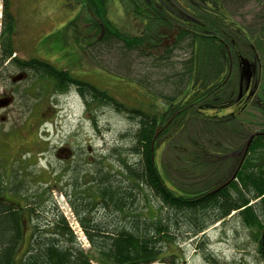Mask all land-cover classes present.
I'll list each match as a JSON object with an SVG mask.
<instances>
[{
  "label": "trees",
  "instance_id": "trees-1",
  "mask_svg": "<svg viewBox=\"0 0 264 264\" xmlns=\"http://www.w3.org/2000/svg\"><path fill=\"white\" fill-rule=\"evenodd\" d=\"M76 1L82 7L73 22L83 50L91 45L96 52H109L123 67L137 61V52L158 68H174L172 60L185 51L189 57L183 60L184 75L176 77L174 93L149 92V85H142L140 105L117 102L106 88L67 69L39 58H13L16 27L6 0L0 33L2 63L13 59L12 66L34 74L39 82H53L60 92L75 87L88 110L96 102L124 106L137 128L124 133L129 140L125 147L111 149L116 169H109L101 159L92 171L80 175L89 183L79 184L76 178L65 190L90 243L88 251L48 187L30 192V175L14 167L9 174L0 168V264H178L169 249L180 236L184 241L201 240L207 259L216 262L206 230L235 213L245 226L256 228L253 235L264 259V123L255 133L237 115L203 111L247 96L244 89L250 87L247 79L255 67L262 85L250 103L264 113V16L262 25L250 33L217 15L207 0L190 9L184 0H175L194 15L197 24L184 12L182 18L176 17L167 0H120L127 11L144 19L142 34L132 35L111 22L108 0ZM195 78L201 85L198 95L182 101ZM196 116L203 125L199 130L191 129ZM166 137L160 165L157 145Z\"/></svg>",
  "mask_w": 264,
  "mask_h": 264
},
{
  "label": "rangeland",
  "instance_id": "rangeland-1",
  "mask_svg": "<svg viewBox=\"0 0 264 264\" xmlns=\"http://www.w3.org/2000/svg\"><path fill=\"white\" fill-rule=\"evenodd\" d=\"M222 1L205 2L217 15L228 21L232 20L235 25L246 28L250 33L262 25L264 0ZM166 2L170 3L169 8L176 17L182 18L184 12L191 23L197 24L192 19L195 18L194 15L182 9L178 2ZM5 3L6 0H0V33L4 27ZM183 3L190 9V6L200 4L201 1L194 0L191 3L184 0ZM8 6L16 27L14 46L17 51L13 58H39L67 69L75 76L106 88L117 102L129 107L140 105V100L144 97L142 85H149V92L171 94L175 91L176 77L184 75L183 60L189 57L185 51L178 52L172 60L174 68L173 65L170 68H158L149 58L141 57L137 52L134 54L137 61L132 60L127 63V67H123L116 58L111 59L109 52H96L91 45L83 50L76 40L79 28L73 22L82 7L76 0H8ZM108 15L111 22L123 32L134 35L144 31V19L133 11H127L120 0H108ZM82 27L86 28L85 25ZM261 44V53H264V43ZM11 62L13 59L2 63L0 54V168H6L8 174L11 169H22L24 174L30 175L33 178L27 180L30 192L39 187H48L79 242L88 251L90 243L71 208L65 190L75 184L76 178L79 184L89 183L88 178L82 180L80 175L85 171H92L101 159L107 161V167L116 169L118 164L115 157H111L109 153L116 146H126V141L129 140L123 135L136 129V122L124 110V106L119 107L116 103L96 102L93 110H88L75 87L60 92L53 82H39L34 74L20 71ZM262 77L261 75V79ZM247 81L250 86L244 89L247 96H243L235 104L214 108L207 106L203 108L204 113L237 115L242 125L256 133L264 123V113L250 103L259 94L257 90L262 85V82L258 83L255 67H252ZM200 86V81L195 78L187 94L181 97L182 101L188 102L195 98ZM94 117L97 118L96 123L93 121ZM200 118L196 116L192 119L191 129L199 130L203 127ZM175 126L178 127V122ZM166 139L168 137L157 145V161L160 165ZM210 145L214 150L215 147ZM171 156L172 153L169 154ZM128 158L132 161L134 157L131 154ZM182 164L179 162V166ZM201 180L203 177L198 181ZM44 215L49 217L47 213ZM261 219L264 224V219ZM256 231V228L245 226L235 213L226 222H217L206 230L209 235L207 242L215 254L216 262L207 259L200 247L201 240L196 237L184 241L180 236L181 240L170 246L169 252L176 254L174 259L178 264H264L258 242L253 235ZM263 234L264 229L262 237ZM94 264L99 263L94 261Z\"/></svg>",
  "mask_w": 264,
  "mask_h": 264
},
{
  "label": "water",
  "instance_id": "water-1",
  "mask_svg": "<svg viewBox=\"0 0 264 264\" xmlns=\"http://www.w3.org/2000/svg\"><path fill=\"white\" fill-rule=\"evenodd\" d=\"M262 242H263V253H264V234H263V237H262Z\"/></svg>",
  "mask_w": 264,
  "mask_h": 264
}]
</instances>
